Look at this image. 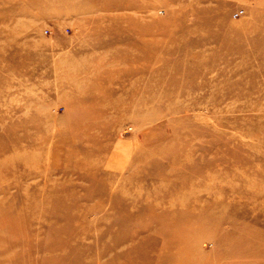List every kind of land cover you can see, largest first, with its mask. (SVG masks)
Segmentation results:
<instances>
[{
    "label": "rangeland",
    "instance_id": "obj_1",
    "mask_svg": "<svg viewBox=\"0 0 264 264\" xmlns=\"http://www.w3.org/2000/svg\"><path fill=\"white\" fill-rule=\"evenodd\" d=\"M0 264H264V0H0Z\"/></svg>",
    "mask_w": 264,
    "mask_h": 264
},
{
    "label": "built area",
    "instance_id": "obj_2",
    "mask_svg": "<svg viewBox=\"0 0 264 264\" xmlns=\"http://www.w3.org/2000/svg\"><path fill=\"white\" fill-rule=\"evenodd\" d=\"M241 14H242V13H237V14H236V17H239Z\"/></svg>",
    "mask_w": 264,
    "mask_h": 264
}]
</instances>
